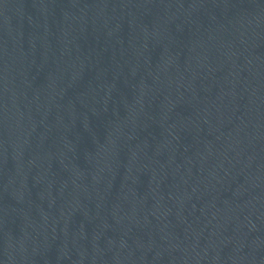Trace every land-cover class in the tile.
Returning <instances> with one entry per match:
<instances>
[{"label": "water", "instance_id": "1", "mask_svg": "<svg viewBox=\"0 0 264 264\" xmlns=\"http://www.w3.org/2000/svg\"><path fill=\"white\" fill-rule=\"evenodd\" d=\"M206 0H0V79Z\"/></svg>", "mask_w": 264, "mask_h": 264}]
</instances>
